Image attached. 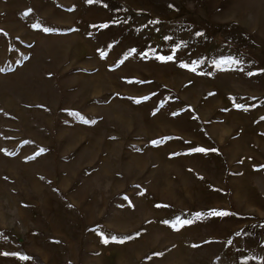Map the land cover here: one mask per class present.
Wrapping results in <instances>:
<instances>
[{"label":"rangeland","instance_id":"374dc122","mask_svg":"<svg viewBox=\"0 0 264 264\" xmlns=\"http://www.w3.org/2000/svg\"><path fill=\"white\" fill-rule=\"evenodd\" d=\"M0 264H264V0H0Z\"/></svg>","mask_w":264,"mask_h":264},{"label":"snow or ice","instance_id":"6c2138e0","mask_svg":"<svg viewBox=\"0 0 264 264\" xmlns=\"http://www.w3.org/2000/svg\"><path fill=\"white\" fill-rule=\"evenodd\" d=\"M198 151H203L202 149L201 150H198ZM214 215H223V213H213Z\"/></svg>","mask_w":264,"mask_h":264}]
</instances>
